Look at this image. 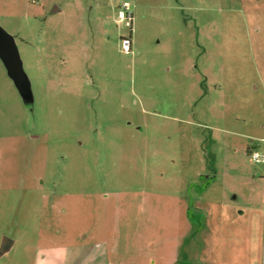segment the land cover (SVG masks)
<instances>
[{
	"label": "rangeland",
	"instance_id": "1",
	"mask_svg": "<svg viewBox=\"0 0 264 264\" xmlns=\"http://www.w3.org/2000/svg\"><path fill=\"white\" fill-rule=\"evenodd\" d=\"M0 27V264L93 233L264 264V209L219 204L264 192V0H0Z\"/></svg>",
	"mask_w": 264,
	"mask_h": 264
},
{
	"label": "crops",
	"instance_id": "2",
	"mask_svg": "<svg viewBox=\"0 0 264 264\" xmlns=\"http://www.w3.org/2000/svg\"><path fill=\"white\" fill-rule=\"evenodd\" d=\"M249 149V146L247 147ZM255 180L262 187L264 183V177L256 178ZM220 207L225 212L229 208L232 211H237L239 209L240 214H245L247 211L255 209H264V192L256 191L254 195L252 193H236L231 201H228L225 197L221 198L219 201ZM81 237V236H80ZM93 240L90 242L80 241L75 243H60L53 244L44 248V261L39 264H115V262L110 258V255L114 254V250L109 248V240H97L96 235L93 233ZM195 236H193L194 238ZM83 238H87L84 234ZM186 239L182 237H177L175 239V250H173V255H166V244L160 246V252L157 255H149L143 264H199L198 259L195 258L196 246L190 244L185 250ZM193 242L195 240H192ZM223 244L222 241H219ZM121 244V243H119ZM151 243H149L150 245ZM243 245L240 243V246ZM14 247V241L11 239V246L8 252H10ZM157 245L152 244V248L156 249ZM263 247V244H262ZM116 248H120L118 245ZM210 246L208 247V250ZM241 249V247H240ZM241 252L242 250H236L235 252ZM6 252V253H8ZM5 253V254H6ZM88 255V256H87ZM211 255V256H210ZM240 259H237L235 264H242ZM132 264H142V263H132ZM200 264H226L224 261L212 257V252H208V257H204V260ZM245 264V263H243Z\"/></svg>",
	"mask_w": 264,
	"mask_h": 264
},
{
	"label": "water",
	"instance_id": "3",
	"mask_svg": "<svg viewBox=\"0 0 264 264\" xmlns=\"http://www.w3.org/2000/svg\"><path fill=\"white\" fill-rule=\"evenodd\" d=\"M58 8H55L53 11H57ZM0 52L3 54H10L15 52V46L11 37L6 34L0 27ZM11 246V239L4 237L2 244L0 246V254H5L9 251Z\"/></svg>",
	"mask_w": 264,
	"mask_h": 264
},
{
	"label": "built area",
	"instance_id": "4",
	"mask_svg": "<svg viewBox=\"0 0 264 264\" xmlns=\"http://www.w3.org/2000/svg\"><path fill=\"white\" fill-rule=\"evenodd\" d=\"M37 1V0H35ZM127 7V5H126ZM130 41L128 39H125L124 40V47L126 49H129L130 48ZM251 152V156H252V159L255 161V162H260V163H264V151L262 153H260V151H250Z\"/></svg>",
	"mask_w": 264,
	"mask_h": 264
},
{
	"label": "trees",
	"instance_id": "5",
	"mask_svg": "<svg viewBox=\"0 0 264 264\" xmlns=\"http://www.w3.org/2000/svg\"><path fill=\"white\" fill-rule=\"evenodd\" d=\"M249 150V149H248Z\"/></svg>",
	"mask_w": 264,
	"mask_h": 264
}]
</instances>
